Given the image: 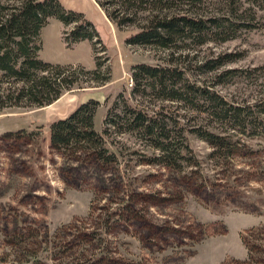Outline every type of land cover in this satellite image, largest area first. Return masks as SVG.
Returning <instances> with one entry per match:
<instances>
[{
    "label": "rangeland",
    "instance_id": "374dc122",
    "mask_svg": "<svg viewBox=\"0 0 264 264\" xmlns=\"http://www.w3.org/2000/svg\"><path fill=\"white\" fill-rule=\"evenodd\" d=\"M64 1L100 28L109 47L102 55L109 58L112 80L100 88L65 92L42 108H12L0 114L2 263L79 264L98 256V264H264L256 248L248 259L242 241L246 237L264 246V138L246 140L245 155L216 164L208 158V144L190 135L201 165L182 171L140 161L132 151L148 150L128 136L119 140L117 170L103 173L79 168L50 147L48 126L53 119L67 116L90 97L102 102L124 85L132 64L155 63L161 55L149 47L124 44L94 0ZM61 27L53 20L41 30V59L93 68L90 42L66 47ZM209 47L199 55L244 54L226 68L264 64V11L254 31ZM218 89L238 101L251 100L264 94V78L252 84L225 83ZM104 112L101 106L95 127L101 125ZM23 128L35 131L36 138L4 136ZM86 233L98 238L86 240Z\"/></svg>",
    "mask_w": 264,
    "mask_h": 264
},
{
    "label": "trees",
    "instance_id": "16d2710c",
    "mask_svg": "<svg viewBox=\"0 0 264 264\" xmlns=\"http://www.w3.org/2000/svg\"><path fill=\"white\" fill-rule=\"evenodd\" d=\"M94 2L122 34L124 44L149 47L161 55L155 63L132 64L124 85L102 102L90 97L67 116L49 123L50 147L64 159L95 173L117 170L122 155L119 140L128 136L148 150L132 151L140 161L182 171L201 165L189 143L190 135L208 144V158L216 164L245 155L249 150L246 140L264 138V94L238 101L218 89L225 83L252 84L264 78V64L226 68L244 54L199 55L210 44L220 45L257 29L264 0ZM53 19L61 22L66 47L90 42L93 68L41 59L40 32ZM102 34L83 13L65 7L60 0H0V114L12 108H42L65 92L111 82L109 58L102 55L109 47ZM101 106L105 112L97 128L94 119ZM7 132L4 136L13 135V139L34 140L37 135L24 128ZM103 229L109 230L105 225ZM86 236L89 241L98 238L92 233ZM242 241L249 260L253 248L257 258L264 260V246L246 237ZM101 259L92 256L79 264H98Z\"/></svg>",
    "mask_w": 264,
    "mask_h": 264
},
{
    "label": "crops",
    "instance_id": "0c3cea01",
    "mask_svg": "<svg viewBox=\"0 0 264 264\" xmlns=\"http://www.w3.org/2000/svg\"><path fill=\"white\" fill-rule=\"evenodd\" d=\"M62 3H63V5L65 6V1L64 0H60ZM66 7V6H65ZM105 19H106V21H107V23L111 26L112 24L107 20V18L105 17ZM54 20V19H53ZM53 20H51V21H53ZM113 26V25H112ZM62 28V27H61ZM84 42H87V41H82V42H80L79 44H84ZM93 98V97H92ZM59 99H61V98H59ZM58 99V100H59ZM57 100V101H58ZM99 100V99H98ZM83 101H85V100H82L81 102H83ZM56 102V101H55ZM51 105V104H50ZM69 114V113H68ZM67 114V115H68ZM63 118V117H62Z\"/></svg>",
    "mask_w": 264,
    "mask_h": 264
}]
</instances>
